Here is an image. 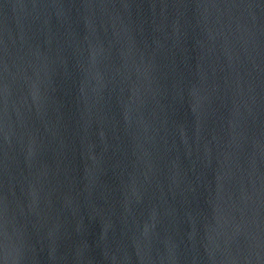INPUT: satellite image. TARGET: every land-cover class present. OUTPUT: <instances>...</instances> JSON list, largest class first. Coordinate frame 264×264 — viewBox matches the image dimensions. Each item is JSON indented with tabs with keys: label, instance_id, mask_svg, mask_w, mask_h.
Instances as JSON below:
<instances>
[{
	"label": "water",
	"instance_id": "water-1",
	"mask_svg": "<svg viewBox=\"0 0 264 264\" xmlns=\"http://www.w3.org/2000/svg\"><path fill=\"white\" fill-rule=\"evenodd\" d=\"M0 264H264V0H0Z\"/></svg>",
	"mask_w": 264,
	"mask_h": 264
}]
</instances>
